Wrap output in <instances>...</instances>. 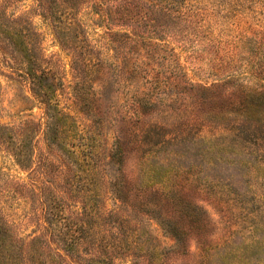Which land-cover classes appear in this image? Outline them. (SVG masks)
<instances>
[{"label": "rangeland", "instance_id": "1", "mask_svg": "<svg viewBox=\"0 0 264 264\" xmlns=\"http://www.w3.org/2000/svg\"><path fill=\"white\" fill-rule=\"evenodd\" d=\"M6 1L0 0V8L7 5ZM131 3L128 19L116 16L117 11L120 14L125 11L116 10L106 0H84L79 10L78 19L89 39L96 44L104 42L99 49L106 61V71L90 85V90L96 93L92 98L96 109L78 113L71 109L77 81L71 70L70 52L57 41L50 20L37 15L30 0L8 4L10 14L34 13L33 21L42 34L46 55L57 61L60 71H66L65 88L59 92V99L61 107L79 119L80 135L75 142L83 140L93 145L99 170L96 188L102 185L97 210L112 212L120 207L107 184L109 177L121 175L133 183L139 174L133 152L119 162L109 159L120 132L126 131L121 117L132 98L138 100L135 104H143L145 111L128 130L132 132L149 124L160 133L159 127L168 124L169 129L157 137L162 140L173 137L176 125L181 128L182 122L187 124L188 115L182 112L185 102L188 96H203L204 87L253 94L256 97L251 102L259 113L252 118L246 138L234 139L223 129L221 124L227 121L217 114L215 104L199 110L201 121L192 138L202 149L213 147L214 153L221 144L223 155L222 164L206 170L213 188L192 196V201L206 212L200 215L202 230L186 233L178 240L158 221L140 215L132 220V225L151 257L134 260L138 264H264V0H132ZM116 32L134 38L128 56L138 65L141 76H135L132 82L115 84L111 77L109 66L126 70L120 49L110 42L111 33ZM152 78L170 81V89L149 91L146 80L150 84ZM44 118V109L29 85L0 66V124L18 127L31 122L35 127L43 124ZM172 122L176 124L173 127ZM169 133L173 135L165 136ZM237 142L238 148L234 147ZM32 147L33 163L25 169L15 162L8 146L0 145V247L7 245L21 258L32 247L31 241L40 239L33 247L44 252V257L53 258L56 264H87L90 257L85 248L80 249L79 258L63 251L44 219L43 186L65 199L69 217L83 212L81 199L66 184L68 166L61 154L50 148L43 132L30 143ZM234 159L239 162L232 166ZM115 264L126 261L115 260Z\"/></svg>", "mask_w": 264, "mask_h": 264}, {"label": "trees", "instance_id": "2", "mask_svg": "<svg viewBox=\"0 0 264 264\" xmlns=\"http://www.w3.org/2000/svg\"><path fill=\"white\" fill-rule=\"evenodd\" d=\"M25 1L28 0H7V5L0 8V66L29 85L34 98L44 109L45 122L35 127L31 126V122L18 127L0 124V145L8 146L15 162L26 169L33 163L34 150L33 147L30 149V143L32 145L34 138L43 132L50 148L56 149L66 162L69 171L66 184L81 199L83 212H76L74 218L66 215L65 199L48 186H43L41 195L44 219L60 248L78 258L80 249L85 248L86 255L90 257L86 260L87 264H115V260L119 259L125 260L126 264H138L135 258L151 257L143 248L144 242H141L139 231L132 225V220H137L140 215L158 221L164 230L178 240L183 239L186 233L201 231L203 225L200 215L205 210L199 203L192 201V196L198 191L213 188L212 179L206 170L209 166L217 168V164H222L223 155L221 144L214 153L213 147L202 149L192 138L201 121L199 110L206 108L203 107L205 105L215 104L217 114L223 115L227 121L221 124L223 129L230 132L234 139L246 138L252 118L257 111L259 113L251 102L256 96L239 91L224 92L222 87H204L203 96H188V102H185L182 112L191 119L187 118L185 125L182 122L181 128L172 122L170 126L176 125L175 134H165L173 137L162 140L157 137L169 129L168 124L159 127L160 133L152 130L153 125L149 124L132 132L128 130L135 118L140 120L145 111L143 104H135L138 100L132 98L121 117L126 131L124 134L120 132L121 136L109 159L111 162H119L131 157L133 152L139 163V174L133 183L127 182L121 175L109 177L111 180L107 184L120 207L112 212L98 211L102 185L96 188L99 170L93 155V145L83 140L75 142L80 135L77 124L79 119L66 112L59 99V92L65 88L63 75L66 71H60L57 61L46 55L42 34L33 21L34 13L8 12V4ZM30 1L37 15L50 20L57 41L70 52L71 70L77 81L71 109L76 113L96 109V102L92 100L96 93L90 90V85L96 76H104L106 71V61L99 49V44L104 42L93 43L78 19L84 0ZM131 1L106 0L116 10L122 8L127 12L120 14L117 11L116 16L120 19L130 18L128 13ZM111 36V45L120 49L126 67V70H117L115 66H109L111 77L115 84L132 82L137 78L135 76H141L138 65L128 56L134 42L133 35L116 32L111 33ZM146 84L150 86L149 91L167 92L171 87L170 81L155 78L150 79V84L146 80ZM144 95L150 96L146 92ZM215 99L218 100L213 101ZM239 142L234 143V147L238 148ZM238 162L234 159L232 166ZM39 241H31L29 246L32 247L21 258L7 245L1 244L0 248L4 251H0V264H56L53 258L44 257V252L35 250L33 245Z\"/></svg>", "mask_w": 264, "mask_h": 264}]
</instances>
